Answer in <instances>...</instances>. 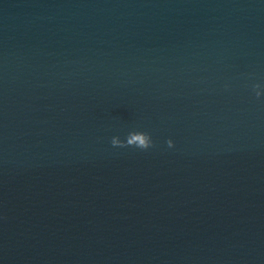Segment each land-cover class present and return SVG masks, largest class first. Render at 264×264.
Segmentation results:
<instances>
[{
  "label": "water",
  "instance_id": "obj_1",
  "mask_svg": "<svg viewBox=\"0 0 264 264\" xmlns=\"http://www.w3.org/2000/svg\"><path fill=\"white\" fill-rule=\"evenodd\" d=\"M0 264H264L262 0H0Z\"/></svg>",
  "mask_w": 264,
  "mask_h": 264
},
{
  "label": "clouds",
  "instance_id": "obj_2",
  "mask_svg": "<svg viewBox=\"0 0 264 264\" xmlns=\"http://www.w3.org/2000/svg\"><path fill=\"white\" fill-rule=\"evenodd\" d=\"M262 3H264V0H262ZM257 97L260 96V93L257 92L256 93ZM111 145L113 147H124V146H134L135 148H137L138 150H141V151H146L150 148H152L154 146L153 144V140H152V137L145 134L144 137H143V140L140 141L138 144H135V145H124V144H121L117 139L113 138L111 140ZM173 142L172 140H168L167 141V147L168 148H173Z\"/></svg>",
  "mask_w": 264,
  "mask_h": 264
}]
</instances>
